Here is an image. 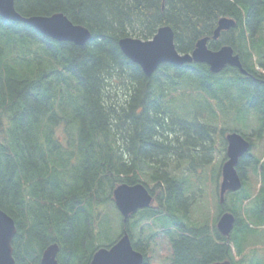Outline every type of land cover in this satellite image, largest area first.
Wrapping results in <instances>:
<instances>
[{"label":"trees","instance_id":"trees-1","mask_svg":"<svg viewBox=\"0 0 264 264\" xmlns=\"http://www.w3.org/2000/svg\"><path fill=\"white\" fill-rule=\"evenodd\" d=\"M14 9L24 18L62 14L90 34L78 46L0 17V210L15 223V264H40L51 245L59 264H89L122 232L144 264H244L256 230L233 210L238 203L220 206L213 228L192 222L196 199L183 182L225 151L233 102L241 120L254 111L257 133L264 130V0H14ZM222 17L235 26L213 41ZM162 26L172 29L179 54L205 37L211 50L231 47L246 74L231 67L212 74L193 62L145 76L118 42L150 40ZM185 97L191 108L179 103ZM249 152L236 171L243 185L249 170L261 176L257 207L245 212L261 227L264 165ZM122 184H141L154 200L126 223L112 199ZM225 212L235 218L229 238L216 229Z\"/></svg>","mask_w":264,"mask_h":264},{"label":"water","instance_id":"water-1","mask_svg":"<svg viewBox=\"0 0 264 264\" xmlns=\"http://www.w3.org/2000/svg\"><path fill=\"white\" fill-rule=\"evenodd\" d=\"M0 17L7 20L23 22L39 33L58 42H71L83 46L90 38L89 32L80 26L73 25L64 15L34 16L24 18L14 9V0H0ZM235 26V20L222 17L212 35V40L219 38L220 32L228 31ZM209 38L198 40L190 54H179L174 46V34L169 26L160 27L155 35L147 41L133 38L119 40L118 46L122 54L132 63L139 66L143 74L150 77L158 66L170 64L182 66L188 63L206 64L212 74L220 73L225 67L238 69L245 74L240 58L229 46L218 50L208 48ZM227 161L221 169L220 202L227 191L235 192L241 188L242 182L236 172L239 158L249 150V142L236 133L226 136ZM114 205L122 216L123 222L138 210L150 207L153 199L141 184L119 185L112 191ZM235 218L231 213H224L217 221L218 232L229 238ZM16 227L12 218L0 210V264H15L12 257V239ZM58 249L51 245L42 253L40 264H59L56 260ZM144 258L131 244L126 233L110 248H99L92 256L89 264H143ZM213 264H231L228 260Z\"/></svg>","mask_w":264,"mask_h":264},{"label":"rangeland","instance_id":"rangeland-1","mask_svg":"<svg viewBox=\"0 0 264 264\" xmlns=\"http://www.w3.org/2000/svg\"><path fill=\"white\" fill-rule=\"evenodd\" d=\"M192 100L191 97H185L181 99L179 103L183 104L186 108H191ZM228 109L229 112L225 116V122H228L225 128L231 133L241 134L240 132H242L249 135L253 143L249 153L255 155L262 165H264V136H262L264 135V130L261 134L257 133L256 129L259 125V118H257L256 112L252 111L250 116L248 114L245 120H241L240 110L242 108L239 101L233 102ZM219 141H216L217 145L220 144ZM224 156L225 152H213L212 161L208 168L198 169L197 174L191 176L192 182H183L185 186L187 185L191 189V193L188 196L195 197L196 199V203L192 208L193 210H190L189 217L192 222H202L203 225L213 228L220 206H222L219 201V183L221 182V166L225 161L223 160ZM260 182L262 181L259 173H256L252 169L249 170L245 184L242 185V189L234 194L227 193L223 202V205L228 209L232 207L234 202H237L241 209H238L235 207L237 205H234L233 210L239 213L240 219H243L251 228L259 233L258 237L254 236L256 232L247 237V242L244 246L245 249L247 248L244 264H246L248 260H250L252 264L257 260L261 261V264H264V226L259 227L258 224L245 215V212H250L254 207H257L254 198L259 191ZM199 194H201V196L198 199L197 195ZM246 195H250L251 199L243 204L242 199ZM108 235L111 240L117 236V234L112 231L109 232ZM254 255L255 258L253 257Z\"/></svg>","mask_w":264,"mask_h":264},{"label":"bare ground","instance_id":"bare-ground-1","mask_svg":"<svg viewBox=\"0 0 264 264\" xmlns=\"http://www.w3.org/2000/svg\"><path fill=\"white\" fill-rule=\"evenodd\" d=\"M131 38V37H130ZM133 39H137V38H133ZM126 222H128V220L126 221ZM126 222H124V223H126ZM126 233V232H125ZM127 234V233H126ZM138 235V234H137ZM122 236V235H121ZM148 258V257H147Z\"/></svg>","mask_w":264,"mask_h":264}]
</instances>
